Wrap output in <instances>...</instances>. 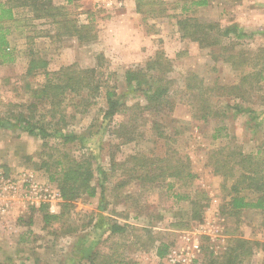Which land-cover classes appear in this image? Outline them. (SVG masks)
Returning <instances> with one entry per match:
<instances>
[{"label":"rangeland","instance_id":"rangeland-1","mask_svg":"<svg viewBox=\"0 0 264 264\" xmlns=\"http://www.w3.org/2000/svg\"><path fill=\"white\" fill-rule=\"evenodd\" d=\"M101 1L109 0H77L68 5L65 0H56V6L65 7L61 15L46 20H33L27 10H16V23L11 24L8 36L15 61L0 64V118L6 117L14 105L29 102L27 84L36 87L43 81L41 74L26 76L29 52L46 59L50 72L72 64L96 68L100 61L99 71L103 72L105 86L118 95L125 92L127 70L144 67L157 52H163L172 65L166 76L171 82L170 97L175 106L168 117H163L162 123L166 126V136H173V129H177L175 142L156 140L149 123L145 122L137 123L136 135L129 143L111 135L118 123L128 121L129 112L103 119V92L89 112L78 116L70 128L81 139L66 149L53 145L58 141L50 140L43 146L41 140L26 133L0 129V175L10 179L31 176L35 183L56 192V185L48 182L47 173L40 169L43 159L50 154L55 156L53 148H49L54 146L79 158L89 156L94 169L92 184L97 190L94 198L73 202L66 213L65 226L77 229L69 236L62 235L60 229L56 235L53 233V229L61 227L59 223L45 228L41 213L33 207L16 206L0 228V264H76L81 252L88 249L103 254L122 253L128 264H170L168 254L172 250L184 252L191 248L192 242L198 246V252L188 264H201L209 255L221 259L237 238L249 241L253 247L240 264H264V208L231 212L226 202L232 181L215 175L208 162L210 151L216 149L223 156L233 150L243 154L264 152V81L246 99L207 97L213 110L224 115L199 120L197 99L185 91L188 73L203 80V92L207 93V88L214 84L227 87L236 84L241 70H233L221 60L215 61L210 50L217 53V48L200 49L196 43L181 38L175 17L179 14V4L175 7L178 0H156L165 9L156 17L137 12L135 0ZM190 15L201 22H215L221 28L238 26L248 35L238 41L251 53V58L264 49V0H207V5L195 8ZM90 19L95 30L89 34L96 36L90 43L66 34L65 26L60 28L56 23L62 21L71 27L75 21L80 26ZM258 68L251 62L244 72ZM189 82L197 84L195 80ZM125 102L130 106L143 103V98L128 96ZM66 104L70 102L66 100ZM234 106L249 107L261 115L258 121H249L246 114L233 115ZM215 129H220L216 132L218 137L212 138ZM167 151L172 154L167 155ZM139 154L155 158L167 155L168 160L169 156L181 158L194 176L182 180L166 177L155 183L139 180L134 176L139 174V169L130 171L131 156L139 157ZM170 182L174 186L168 191ZM173 193L188 199L175 204ZM192 199L198 206L200 219H192ZM61 203L59 200L42 206H48L49 213L58 214ZM113 221L127 228L123 234L109 237L106 223ZM187 237L191 239L189 242ZM159 243L168 245L167 255L162 259L155 255Z\"/></svg>","mask_w":264,"mask_h":264},{"label":"trees","instance_id":"trees-1","mask_svg":"<svg viewBox=\"0 0 264 264\" xmlns=\"http://www.w3.org/2000/svg\"><path fill=\"white\" fill-rule=\"evenodd\" d=\"M65 1L68 5L77 0ZM135 3L136 11L141 14L156 17L161 16L165 11L163 4L156 0H135ZM178 4L179 14L175 17L181 38L196 43L200 49L217 48L219 50L217 53L210 50L215 61L221 60L222 63L229 64L233 70H241L236 84L228 87L214 84L207 88V93L203 92L202 79L197 80L196 75L190 72L187 75L186 82L188 83H186L185 91L197 99L199 120L206 121L208 118L223 116L224 112L219 114L215 112L210 101L206 98L223 95L246 99V95L258 90L257 86L264 81V49H260L259 54L251 58V53L245 51L241 46L243 43L238 41L248 35L242 32L238 26L221 28L215 22H201L191 17L190 14L195 8L207 5V0H178L175 7ZM64 7L63 5L56 6L53 0H0V64L15 61L14 50L10 47L8 40L10 26L16 23L15 10L25 9L32 14L33 20H46L55 19L56 16L61 15ZM92 22L93 20L90 19L87 24L77 26L74 21L70 25L71 27L66 26L62 21L56 23L61 26L60 28L65 26L63 28L66 30V34L90 43L96 39L95 35L90 36L89 34L91 30H95ZM233 50L235 52H232ZM28 56L26 76L41 74L43 81L36 87L26 85L29 102L14 105L13 109L8 110L7 116L0 118V129L18 130L26 133L41 140L43 146H47L50 140L58 141L53 145L66 149L71 143L81 139V136L70 128L75 125L78 116H84L89 112V108L95 104L96 99L103 92L105 102V106L101 110L103 119H110L120 113L129 112L128 121L118 123L111 135L121 138L123 143H129L136 135L137 123L139 122L140 125L145 122L149 123V129L154 132L156 140L164 139L166 142H175L174 136L177 134V129H173V136H166L164 131L166 126L162 123L163 117L167 116L175 106L174 100L170 97L169 85L171 82L166 76L171 72L172 65L163 52H157L152 59L145 62L144 67L125 72L123 95H118L114 89L105 86L106 81L104 83L102 78L103 72L99 71L102 68L100 61L96 68H80L72 64L50 72L47 69L49 63L46 59L38 57L34 52H29ZM251 62L259 68L251 72H244L251 66ZM189 80H195L197 84L192 85ZM203 95L206 97L203 98ZM128 96L142 97L143 103L136 102L129 106L125 102ZM66 100L70 104L65 106ZM233 109V115L246 114L249 121L256 122L261 115L249 107L234 106ZM143 117H146V120ZM219 130H214L212 138L218 137L216 132ZM54 146L49 148H53L55 156L50 154L47 159H43L40 169L47 173L48 182L56 185L62 201L61 210L58 214H51L48 211V206H42L37 211L41 213L45 228H51L53 224L59 223L61 227L53 229L55 230L53 233L56 235L57 230L60 229L63 230L62 235L69 236L77 231L75 227L65 226L66 213L72 208L73 202L81 198H94L97 195L96 187L92 184L94 169L89 156L79 158L71 155L69 151H61ZM170 154H172L171 151L169 153L167 151V155ZM166 156L163 158L145 154H139V157L131 156L133 164L130 171L134 173L139 169V174L134 176L148 183H155L166 177L182 180L194 176L189 173L187 162L183 163L181 158L174 159L173 156H169L168 160ZM208 162L213 167L215 175L232 181L226 202L231 212L238 213L247 209L262 210L264 208V152L262 150L248 154L233 150L223 156L220 154V150L216 149L210 151ZM160 163L165 164L159 165ZM131 177L133 178V176ZM99 184L101 186L99 194L102 196L103 183ZM173 186V182L168 183L167 190L170 191ZM248 194L254 195V197H250ZM171 197L175 204L188 199V196L176 193H173ZM190 203L193 206L192 219H198L199 212L195 200L192 199ZM30 223L31 220L28 225ZM98 225H101V222H98ZM106 227L108 236L112 237L123 234L127 225H120L113 221L112 223L107 222ZM252 248V243L237 238L234 240L232 248L221 259L209 255L201 264H240L251 254ZM167 249V244L159 243L155 249L156 257L164 258L167 255ZM76 264L128 263L124 260L122 253L103 254L98 250L88 249L81 252Z\"/></svg>","mask_w":264,"mask_h":264},{"label":"built area","instance_id":"built-area-1","mask_svg":"<svg viewBox=\"0 0 264 264\" xmlns=\"http://www.w3.org/2000/svg\"><path fill=\"white\" fill-rule=\"evenodd\" d=\"M101 2L108 3L111 1ZM121 5L120 2L118 6ZM30 177L21 175L19 179H10L0 175V228L19 204L37 210L42 205H50L52 202L61 200L58 191L54 192L46 186L37 184ZM190 240V237H187L186 241L189 242ZM190 247L184 252L172 250L167 256V261L170 264H188L192 261L194 253L198 252V246L194 242L191 243Z\"/></svg>","mask_w":264,"mask_h":264},{"label":"crops","instance_id":"crops-1","mask_svg":"<svg viewBox=\"0 0 264 264\" xmlns=\"http://www.w3.org/2000/svg\"><path fill=\"white\" fill-rule=\"evenodd\" d=\"M55 1H56V0H53L54 3H55ZM17 11H18V10H17ZM17 11H16V10L14 11V13H15V17H16V13H17Z\"/></svg>","mask_w":264,"mask_h":264}]
</instances>
